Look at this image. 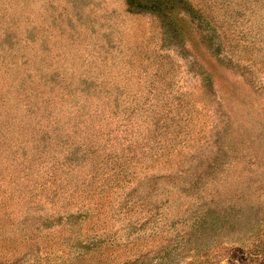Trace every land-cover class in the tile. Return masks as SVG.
Listing matches in <instances>:
<instances>
[{"label":"rangeland","instance_id":"obj_1","mask_svg":"<svg viewBox=\"0 0 264 264\" xmlns=\"http://www.w3.org/2000/svg\"><path fill=\"white\" fill-rule=\"evenodd\" d=\"M241 257L264 264V0H0V264Z\"/></svg>","mask_w":264,"mask_h":264},{"label":"trees","instance_id":"obj_2","mask_svg":"<svg viewBox=\"0 0 264 264\" xmlns=\"http://www.w3.org/2000/svg\"><path fill=\"white\" fill-rule=\"evenodd\" d=\"M240 262H241V264H244L245 263V260L243 259V257H241V261Z\"/></svg>","mask_w":264,"mask_h":264}]
</instances>
